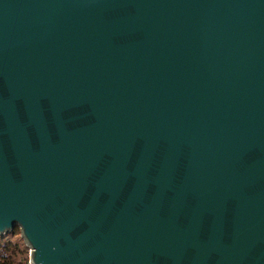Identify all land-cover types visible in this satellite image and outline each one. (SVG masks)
<instances>
[{
  "label": "water",
  "instance_id": "water-1",
  "mask_svg": "<svg viewBox=\"0 0 264 264\" xmlns=\"http://www.w3.org/2000/svg\"><path fill=\"white\" fill-rule=\"evenodd\" d=\"M32 264H264V0H0V233Z\"/></svg>",
  "mask_w": 264,
  "mask_h": 264
},
{
  "label": "trees",
  "instance_id": "trees-1",
  "mask_svg": "<svg viewBox=\"0 0 264 264\" xmlns=\"http://www.w3.org/2000/svg\"><path fill=\"white\" fill-rule=\"evenodd\" d=\"M6 233V234H5ZM1 239L10 236L6 242L0 240V264H25L27 255L24 252L27 250L21 237H14L12 230L3 233Z\"/></svg>",
  "mask_w": 264,
  "mask_h": 264
},
{
  "label": "rangeland",
  "instance_id": "rangeland-1",
  "mask_svg": "<svg viewBox=\"0 0 264 264\" xmlns=\"http://www.w3.org/2000/svg\"><path fill=\"white\" fill-rule=\"evenodd\" d=\"M10 231H11V230H10ZM6 232L8 233L9 231H6ZM12 232H13V235H15V236H13V239H14V237H16V236L22 238V236L20 235L19 227H18L17 225H14V227L12 228ZM3 233H4V232H3ZM3 233H0V236H3V235H4ZM5 234H6V233H5ZM9 237H10V236H6V237L3 238V239H1L2 237H0V240L6 242V240H8ZM22 240H23V238H22ZM23 242H24V240H23ZM24 244H25V242H24ZM25 245H26V244H25ZM26 247H27V250L24 252V254L27 255V260H26V263H25V264H28V263H29V248H28L27 245H26Z\"/></svg>",
  "mask_w": 264,
  "mask_h": 264
},
{
  "label": "built area",
  "instance_id": "built-area-1",
  "mask_svg": "<svg viewBox=\"0 0 264 264\" xmlns=\"http://www.w3.org/2000/svg\"><path fill=\"white\" fill-rule=\"evenodd\" d=\"M28 264H32L30 261H29V263Z\"/></svg>",
  "mask_w": 264,
  "mask_h": 264
}]
</instances>
